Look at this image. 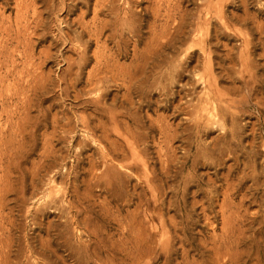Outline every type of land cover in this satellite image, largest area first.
Instances as JSON below:
<instances>
[{"label":"rangeland","instance_id":"1","mask_svg":"<svg viewBox=\"0 0 264 264\" xmlns=\"http://www.w3.org/2000/svg\"><path fill=\"white\" fill-rule=\"evenodd\" d=\"M16 2L0 0V26L11 21L12 34L18 31ZM49 2L51 7L46 9ZM49 2L35 4L44 13V31L41 34L36 29L31 10L28 20L31 28L26 37L27 50L35 55V67H42L51 80L30 107L25 147L21 146L22 137L16 136L11 153L5 154L4 147L0 150V180L8 170L19 180L17 188L25 190L26 195L25 204L11 202L5 210L4 215H9L5 217V226L12 229L5 233L6 241L12 242L9 263L189 264L194 259V264H230L227 259L219 262L211 247L197 245L202 235L210 238L221 234L222 217L217 212L223 197L215 202V213L210 214L214 218L209 225L205 223V215L200 214L202 208L197 210L195 219L199 223L189 227L193 246L186 247L190 249L187 257L180 245L167 249L145 244L138 221L144 220L148 229L152 223L148 222L150 217L144 218L143 209L140 211L138 206L139 195L146 191L147 203L153 207L145 180L152 171L161 172L168 161L172 165L171 174L163 177L164 191L158 203L167 217L176 214L174 208H169L171 199L177 204L184 200L188 204L194 200L202 202L203 196H194L193 192L199 184L208 187L209 179L219 185L217 190L222 194L220 187H227L222 175L228 174L227 167L235 165L233 158L238 157L242 164L231 173L229 183H236L243 172L250 174L243 169V162L249 160L256 165L259 181L256 186L248 178L234 196L237 203L242 195L248 196L241 215L247 212L243 214L247 219L243 228L248 229L250 237L239 246L238 261L234 264H264V0H116L114 6L122 16L129 7L127 2L130 4L135 16L128 26L138 30L139 35L135 38L126 33L123 39L109 41H106L109 31L104 36L97 32L83 34L80 24L75 23L84 12H87L84 23H90L93 31L101 22L111 20L110 13L105 11L94 22L95 10L107 5L105 0ZM68 6L71 12H65ZM172 13L169 37L176 36L184 19L182 36L187 41L174 52H165L175 67V79L163 83L167 95L156 86L136 88L141 83L136 80L133 84L137 91L132 92L131 101L127 102L124 97L128 91L117 81L107 78L104 86L89 85V74L98 70L97 60L106 56H117L127 76L130 73L129 77L139 76L143 59L150 58L146 46L155 33H162ZM65 34L74 39L72 45L64 43ZM23 50L19 47L16 54ZM83 55L88 62L79 72L77 85L70 87L69 77L66 84H59L62 73L69 70L66 60L70 57L79 62V56ZM145 71L150 75L153 69L148 66ZM116 113L121 128L129 127L132 132L113 131L111 118ZM208 113L219 124L223 122L222 127L216 123L198 127L197 117ZM4 124L5 121H0V130L5 129ZM224 133L232 140L235 153L226 156L225 164H215L212 158L221 146L216 138ZM233 133L237 134L235 140L231 139ZM136 140H140L138 149L142 151L143 162L137 167L132 160ZM13 152H19L17 159L15 154L11 156ZM123 152L127 159L123 158ZM120 164L135 167L126 169ZM103 165L116 168L101 181L97 176L103 173ZM23 169L24 176L19 171ZM184 179L190 182L185 194ZM15 197L12 195L9 200Z\"/></svg>","mask_w":264,"mask_h":264},{"label":"bare ground","instance_id":"2","mask_svg":"<svg viewBox=\"0 0 264 264\" xmlns=\"http://www.w3.org/2000/svg\"><path fill=\"white\" fill-rule=\"evenodd\" d=\"M46 1L49 2V0H17L16 8H17L18 14L15 17L16 18L15 23H16V26H18V31L17 32L15 31L16 33L12 34L14 31L12 29L13 25H11V21L4 22V24L0 26V121H2V120L5 121V124H4L5 129L0 130L1 131L0 150L4 147L5 154H7L8 152L11 153L12 150H14L13 148L15 147L14 142L16 140V136H19L20 138L22 137L21 146L23 148L25 147L24 136H25L26 127L28 126V120L27 119H28V115L30 112V107H31L32 103H34L33 101L36 99V97H38V95L40 96L41 93L43 92V90L44 89L46 90L47 86L50 83L49 82L50 78L47 79L45 73L42 70V67H40V68L35 67V63L33 61L35 55H34V53L30 54L28 52L29 51V50H27L28 40L26 37L27 31H29L28 29L31 28V27L29 28L30 22L28 23V20H30L29 18H31L30 17L31 10L33 12L34 18H36V22H35L36 29L40 31L39 33H41V31L42 32L44 31V27L46 25V23L44 21L45 20L44 19V13H43V11L39 12L38 11L39 9H37V7H35V4H37L38 2L45 3ZM98 1L99 0H97V2ZM115 1L116 0H114V2H113V0H105V2H107V5L104 4L101 8L99 7L95 10L94 22H96V23H97L99 15L105 11H108L110 13L109 15L111 16V20L101 22L100 26H98V28L95 31L91 30L90 23L89 24L84 23L85 17L87 16V12L82 13V16H80L79 19L75 21V23L80 24L83 34L84 33H94L95 34V32H97L99 35L104 36L105 33L107 31H109L110 34L107 36L106 41H109L111 38L112 39H123L124 34H126V33H129L130 35H132V37L138 38L137 36L139 35V31L136 30L135 28H130L128 26L130 24L133 16H135L134 12L132 11V9L130 7V4L127 2L129 7L127 8L126 12L122 16L119 13H117L118 9L114 6ZM161 2H162V0H161ZM50 4L51 3L49 2V5ZM50 7H51V5L46 7V9H49ZM64 9H65V12H71V9L69 8V6L64 8ZM173 19H174V14L172 13L168 16V19L166 20V24L162 28V33H160V34L155 33L154 38L149 42V45L146 46L147 47L146 50L149 51V53H150V58H146V59L144 58L143 59V63H142L143 65L139 66V67H141L139 69L140 70L139 76H137V75L132 76L131 75L132 77H129L131 73L129 74V76H127L124 73V69H126V68H124L123 65L119 64L117 56H114V55L113 56H106L102 60L101 59L97 60V63L99 64L98 70H97V73H96V71L95 72L93 71L89 74V79H88L89 85L95 86V88L100 87V86H104L102 84H104L107 81L106 80L107 78L109 80H112V81H117V82L121 83L120 85L123 86L124 88H126V90L128 91V93L126 94L127 96L126 97L123 96L127 102L131 101L132 92L134 90L137 91L135 89V87L139 88V89H141V88L144 89V88H147L150 86H152V87L156 86L157 87V88L155 87L156 89L162 90L161 91L162 94L167 95V92H168L166 90L167 87L163 83L173 81L175 79L174 78L175 77L174 76L175 75V67L171 64V62L169 63V57L165 54V52L166 51L174 52L177 49V46H182L187 41V39L183 38L184 36H182L185 34V32H184V27H185L184 19L182 20V22L180 23V26L178 27V30L176 31V36L175 37H169L170 36V32H169L170 23L173 21ZM64 36H65L64 38L66 40V42L64 41V43L69 42V44L72 45L74 39L71 38V36L68 34H65ZM193 36H195V34ZM39 37H42V35H39ZM177 37H180V38H177ZM14 42H16L17 44H16V46L13 47ZM29 46H30V42H29ZM19 47H22L24 50H23V52L16 54V51L18 50ZM196 47H197V45H196ZM191 50H193V49L191 48ZM41 53H43V52L41 51ZM86 56H87V54H86ZM86 56H84V55L79 56L80 57L79 62L77 60H73L70 57L66 60L68 65H69V70H67V72L62 73L63 75H61V77H60L59 84H61V85L66 84L67 77H69L68 78L69 86L74 87L75 85H77V82L79 80L78 79L79 72L81 73V71L83 70V67L88 62L87 61L88 58ZM46 62H47V60H45L43 62V64L45 65ZM148 66L153 69V71L150 73V75L147 74L145 71ZM161 70L163 72H161ZM109 74H110V77H107V75H109ZM33 80L35 81L36 84H33ZM136 80H140L141 83L134 87L133 83ZM61 85H60V87H61ZM66 90H68V88ZM62 91H64V90L62 89ZM142 95H144V94H142ZM168 96H170V94ZM189 102H191V101H189ZM118 116H119V113H118V115H117V113L112 115V118L110 116L111 120H113V123H114L113 127H115L113 131L118 132V133H121V130L132 132V130L129 127H127L126 129L121 128L120 121H118ZM66 119H67V117H66ZM212 119L215 120L213 115H210L209 113L206 114L205 116H201L199 118L197 117V125H198V127H202V125L203 126H206V125H208V126L213 125L214 126V124L216 123L218 125V127L219 126L222 127L223 122L221 124H219V121H216V120L213 121ZM86 120L83 119V121H86ZM82 123L84 124L85 122H82ZM216 124H215V126H216ZM234 125H235V123H234ZM66 127H70V126H66ZM70 128H72V126ZM224 128L221 130L224 131ZM66 130H70V132L74 131V129H66ZM107 131L109 132V129H107ZM107 131H106V134H107ZM223 131H221V132L223 133ZM132 135H134V134H132ZM226 135L227 134H225V133H224V135L220 134L216 138V143L221 144V146L218 147V150L216 149V151H218L217 156L212 158L214 160L215 164H219V163L225 164L224 160H225L226 156H232L233 153H235L234 147L232 146V143H231L232 140H230L228 137H226ZM227 136H229V135H227ZM231 137H232L231 139L235 140V139H237V134L233 133ZM138 142H140V140H136V142L134 141L133 146H132V152H133L132 153V160H133L134 165L136 167L138 164L143 163V162H141L142 158H140V156H142L141 155L142 151H140L138 149V147H139ZM215 145H217V144H215ZM252 148H253V146H252ZM21 150L23 151V149H21ZM126 151L124 150V152H126ZM124 152H123V158H126L127 155ZM14 154H15V158H16V156L19 154V152H16V153L13 152L11 156H14ZM1 155L4 156L3 154H1ZM169 156H168V152H165V157L169 158ZM159 157L161 158V156H159ZM235 157H236V155H235ZM105 158H107V157H105ZM123 158H121V160ZM106 160L108 161L109 159H104V161H106ZM169 160H170V158H169ZM233 160L235 162V165L234 164L229 165L227 167L228 174L222 175V179L227 181V187L225 189L223 187H220V189L223 190L222 194H219V192L217 190L219 185H216V182L214 180L209 179L208 184H206V185H208V187L202 188V186L199 184V185H197V189L193 192L194 196H201V195L203 196L202 202L194 200L191 204H188L184 200V201H181L177 204V202H175L171 199L170 201H168V205H169V208H174L176 210V214L172 215V216H168V217L163 213V208L158 203H159V196L164 191L163 177L168 178V177H170V174H171V172H170V170H171L170 167L172 166L171 162H169L167 160L168 162L166 165H164L161 168V172L152 171L151 176L146 177V180H145L146 183L145 184H146L148 190L152 194V199L154 201L153 207H150V204L147 203V200H146L147 199V192L146 191L139 195L140 204L138 206V209L140 211L143 209V212L145 214L144 218L150 217L149 219L148 218L147 219H148V222H150V224L152 223L150 225V229H151L150 230V229H148V226L146 225L144 220L138 221L139 222L138 227L140 229H142L141 233L145 234V237H143L144 238L143 241L145 242V244H147L148 246H152V247L153 246L165 247L167 249H171L173 246L180 245V246H183L185 248V256L187 257L190 253V249H186V247L187 246H193V241H192L191 237L189 236V227H190V225L196 226L199 223V220L195 219V216L197 215V210L199 208H202L200 214L205 215V221H206L205 223L209 225L214 218V217L210 218V214L215 213L214 212V204H215V202H217V200L220 197H223L222 205H220V210L217 212V215L220 214V216L222 217V227H221L222 232H220L221 234L217 235V234L213 233L214 235L210 238H205L202 235V238L199 239V242L197 245L202 246V247H211V250L214 252V255L217 257L216 259L221 263H223L224 259L225 260L227 259L230 262V264H234L235 262H237L238 257H239V252H238L239 246L246 239L249 240L250 237L247 236V233H248L247 230L248 229L245 230L243 228V224H245V221L247 220V219H245L246 216H244L243 214H245V213L247 214V212L242 213V215H241V211L243 209H245L244 208L245 202H246L248 196L246 194L242 195L239 203H237L235 201L234 196L237 193V191L243 187V185L248 180V178L254 180L256 186H257L259 180L258 181L256 180L258 177L256 165L254 164L253 161H252L253 163H250V160H249V162H247V161L246 162L244 161L245 163L243 162V166H244L243 169L248 170L247 172L248 173L250 172L251 175L245 174L243 172L242 173L243 176L242 175L239 176L236 183H229L231 173L235 170L236 167H239V165L242 164L238 157L233 158ZM130 165H131V167L127 166V164L126 165L124 164L123 167H126V169L127 168L131 169L132 166H134L132 164H130ZM141 165H143V164H141ZM104 167H105V169H104V171H102L103 173L100 176H97L100 179L107 176V174H108V176H110L111 173L109 171L112 172V169L116 168L114 165L111 167L108 165L104 166ZM141 167H143V166H140V168ZM145 169L147 170L148 168H145ZM24 170L25 169H23L22 171L19 170L20 173L22 174V176L25 175ZM147 172L150 173V171H147ZM148 175H150V174H148ZM176 176H178V175H176ZM16 179L17 178L13 177V175L11 173H8V170H7V173L5 175L1 176V180H0V264H10L8 261V258L10 257L11 246H12V242L9 240L6 241V239H5L6 238L5 233L6 232L10 233L12 230V229L7 228L5 226V225H7V224H5L6 223L5 217L9 216V215H4L5 210L11 202H14L16 204L19 202L23 203V204L26 203V199H25L26 195L24 192L25 190L23 191V189L17 188V184H19L18 183L19 180L16 181ZM101 181H103V179ZM179 182H180V180H179ZM183 184H184V194H185V192L187 191V189L189 187L190 182L185 181V179H184ZM176 186H174V187H176ZM175 189H177V188H175ZM12 195L14 197L17 196V198L15 197L14 200H13V198H12V200H9V197ZM40 196L42 198L41 194H40ZM9 211L11 212L10 209H9ZM136 213L139 214L138 212H136ZM259 214H260V212H259ZM157 221H158V223L155 224V222H157ZM8 224H11L13 226L12 221H9ZM212 225L215 226V224H212ZM146 230L150 233H148ZM138 231H139V229H138ZM149 249H150V247H149ZM192 260L194 261V259H192ZM220 260H222V261H220ZM193 261L189 262V264H194L195 261L194 262ZM147 263H148V261H147Z\"/></svg>","mask_w":264,"mask_h":264}]
</instances>
